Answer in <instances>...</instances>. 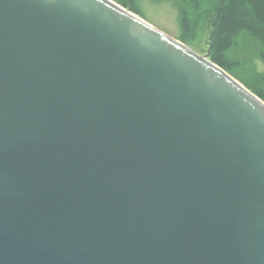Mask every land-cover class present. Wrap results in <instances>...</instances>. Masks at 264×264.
<instances>
[{
  "label": "water",
  "instance_id": "95a60500",
  "mask_svg": "<svg viewBox=\"0 0 264 264\" xmlns=\"http://www.w3.org/2000/svg\"><path fill=\"white\" fill-rule=\"evenodd\" d=\"M0 264H264V101L113 0H0Z\"/></svg>",
  "mask_w": 264,
  "mask_h": 264
},
{
  "label": "trees",
  "instance_id": "16d2710c",
  "mask_svg": "<svg viewBox=\"0 0 264 264\" xmlns=\"http://www.w3.org/2000/svg\"><path fill=\"white\" fill-rule=\"evenodd\" d=\"M189 1L199 14L201 2ZM131 2L121 3L134 11ZM205 10L214 13L209 59L264 101V0H212ZM198 20L199 17L194 19L185 9H179V40L190 43Z\"/></svg>",
  "mask_w": 264,
  "mask_h": 264
},
{
  "label": "rangeland",
  "instance_id": "374dc122",
  "mask_svg": "<svg viewBox=\"0 0 264 264\" xmlns=\"http://www.w3.org/2000/svg\"><path fill=\"white\" fill-rule=\"evenodd\" d=\"M113 1L122 5L121 2H126L127 0ZM198 1L202 4L199 14L189 0L185 2H179L177 0H132L130 7L134 11H130V9L123 5L122 6L131 13H135V15L139 16L159 31L176 39H180V27L178 23L179 9H185V11L194 19H198L199 17L197 24L194 25V34L191 37L190 43L185 44L183 41L182 42L197 53L204 55L208 52L209 48V36L211 33V24L213 22L214 13L206 12L205 10L207 8V4L212 2V0ZM241 84L243 85V83Z\"/></svg>",
  "mask_w": 264,
  "mask_h": 264
},
{
  "label": "bare ground",
  "instance_id": "6f19581e",
  "mask_svg": "<svg viewBox=\"0 0 264 264\" xmlns=\"http://www.w3.org/2000/svg\"><path fill=\"white\" fill-rule=\"evenodd\" d=\"M138 19H140L141 21L143 20V19H141L139 16H138ZM144 21V20H143ZM152 26V25H151ZM155 28V27H154ZM158 30V29H157ZM225 71V70H224Z\"/></svg>",
  "mask_w": 264,
  "mask_h": 264
}]
</instances>
